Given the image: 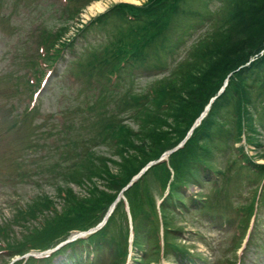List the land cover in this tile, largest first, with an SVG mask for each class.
Masks as SVG:
<instances>
[{"label":"trees","instance_id":"obj_1","mask_svg":"<svg viewBox=\"0 0 264 264\" xmlns=\"http://www.w3.org/2000/svg\"><path fill=\"white\" fill-rule=\"evenodd\" d=\"M77 1L80 0H63L61 9L56 8L66 22L72 21L74 24L86 4L94 0H85L84 4ZM144 1L140 7L122 3L103 13V19H111L108 24L114 23L115 29L106 48H103L104 55H99L97 62H89L98 65V71H89L88 80L98 85L96 101L110 100L116 84L121 81L118 79L122 77V71L129 77L136 76L134 72L131 73L134 69L150 67L148 57L157 55L165 44H169L166 38L169 28L175 22L173 18L180 19L181 16L196 20L202 15L199 9L190 7V0ZM199 1L202 4L206 2ZM208 13L215 16V21L211 24L210 31L205 32L198 39L199 42L188 51L185 59L175 64L163 78L146 84L143 93H137L134 89L124 91L120 99L124 104L130 105L131 112H134L132 109L136 112L127 116L132 124L115 119L116 117L107 118L108 125L104 126L102 140L111 149V154L102 155L98 150H86L81 161L73 163L75 168L69 175L77 185L86 189V193L80 196L71 186L63 184L56 188L59 201L46 194L32 197L31 203L22 206L18 213L24 221L26 215L35 219L44 217L37 222L39 227L19 223L27 228V233H23L21 237L12 236L13 231L8 229V223L0 225V240L5 242L4 249L7 253L3 264L9 263L14 255L53 247L64 240L70 231L86 230L100 221L109 204L117 197L118 190L127 184V180L148 160L157 159L161 153L183 139L208 100L217 94L225 78L227 85L212 101L209 110L184 144L170 153L167 161L148 167L123 194L132 217L133 246L139 253V259L135 262L137 264L143 261L147 264L153 261L152 264H155L159 260L160 227L166 256L172 249L182 254L189 250L175 241L182 229L174 225V216L182 218L189 211L198 210L211 220H217V217L224 220L226 225L234 227L236 231V236L233 237L234 247L239 243L250 217L253 214L256 217L260 213L258 205L264 198V181L258 193L255 182H258V178H264V164L254 162L243 151L246 159L243 158V165L239 162L238 166L249 170L253 182L247 183L251 186L248 189L237 191L239 195L247 192L233 205L229 214L212 207L208 202L211 199L205 193L197 192L198 194L187 196L186 188L191 183L204 186L208 184L214 192L222 194L219 186L216 187L217 180L214 178L218 169L212 165L213 160L208 159L211 152H216L218 147L220 150L226 146L232 149V143L240 142L242 134L246 137V143L258 145L251 135L257 130L254 123L257 120H254L249 109L255 106L256 96L252 98V87L255 85L258 87L256 92L262 96L260 104L264 102V0H222L218 10ZM101 19L102 16L96 18L97 22ZM94 20L89 21L82 29L76 30L75 26L65 23L55 33L47 34L45 31V36L40 33L41 40L35 45L39 50L37 57L35 56V73L39 71L38 62L52 64L61 56L60 52L75 40L71 37V40L61 41L55 47L71 27L76 34L84 33L88 27L96 25ZM118 22L120 24L116 26ZM39 47L43 48L41 52ZM92 73L98 75L92 76ZM228 108L230 112H227ZM33 114L34 111L27 112L28 116ZM223 114H226L227 122L231 119L230 127L221 119ZM135 121L138 125L133 129ZM17 123L16 117L13 124L17 126ZM258 123L264 130V106ZM215 130L223 132L229 139H217L214 136ZM242 149V145L236 147L237 151ZM236 162L233 160V163ZM166 188L167 194L164 196ZM156 193L162 198L159 205L156 203ZM218 199L223 204H229L224 198ZM188 204L192 209L187 208ZM116 205L101 229L88 235L86 239L76 241L85 247L91 243L95 249L101 247L107 251L109 258L104 261L102 259L103 264H122L125 260L123 254L127 248V219L122 202L118 201ZM175 207H179L177 211ZM110 231L114 233L105 237ZM118 234L121 238L117 237ZM76 243L65 244L57 252L64 253L67 247L74 249ZM68 256L73 257L71 254ZM149 258L154 260H147ZM47 259L49 258L28 257L24 262L18 260L14 264H51Z\"/></svg>","mask_w":264,"mask_h":264},{"label":"rangeland","instance_id":"obj_2","mask_svg":"<svg viewBox=\"0 0 264 264\" xmlns=\"http://www.w3.org/2000/svg\"><path fill=\"white\" fill-rule=\"evenodd\" d=\"M101 1L104 4L102 9L94 10L90 8L91 4H86L80 13L79 20L72 24V21L66 22V19L57 11L62 5L59 1L0 0V225L8 223L7 227L13 231V237L15 235L21 237L23 233H27V228L20 226L19 223L23 222L29 227L35 224L39 227L37 222L44 217L35 219L26 215V221L21 218L18 211L22 206L29 204L32 197L46 194L59 201L56 197V188L63 184L71 186L80 196L86 193V189L77 185L69 175L74 171L73 163L80 162L86 150H98L102 155L111 154V149L102 140L104 126L108 125L107 118L116 117L115 119H122L132 124L127 116L136 112L132 108L134 112H131L130 105L124 104L120 99L124 91L134 89L137 93H143L146 84L149 85L154 80L163 78L175 64L185 59L188 51L199 42L198 39L202 38L205 32L210 31L211 24L215 21V16L208 12L214 13L222 4V0H205V4L199 0H190V7L199 9L202 13L201 17L196 20L181 16L180 19L173 18L175 22L169 28L166 38L169 44H165L157 55L148 57L147 63L150 67L132 70L131 73L134 72L136 76L128 77L122 71L120 74L122 77L118 79L121 81L116 84L113 90L115 92L109 97L110 100L104 99L101 102L95 99L98 85L88 80L90 79L89 71H98V65L89 62H97L96 59L99 60L100 56L104 55L103 48H106L115 29L114 23L108 24L111 19H103V13L112 10L114 5L125 3L140 7L145 2L144 0ZM77 2L84 4L86 1ZM101 16L102 19L97 22L96 18ZM93 19L96 24L94 27H88L84 33H74V26L76 30L82 29ZM65 23L73 27L64 38H61V41L71 40V37L75 40L70 41L72 43L60 52L61 56L51 65L45 67L41 61L38 62L39 71L36 74L33 69L37 49L34 46L29 47V43H35L39 33L44 36L45 31L47 34L55 33ZM119 24L120 22L116 26ZM24 50H26L25 53ZM30 70H32L31 73H29ZM41 72L42 74H39ZM26 73L29 76L28 81L33 77L34 80L45 81L36 99H31L32 92L28 91L30 89L25 84ZM45 74H48L50 78ZM97 75L92 73V76ZM48 79L49 82H47ZM257 88V85L252 87V98L256 96L255 106H251L249 112L253 113L254 120H257L254 122L257 130L251 135L258 145L246 143V137L242 134L243 141L232 143V149L226 146L225 149L220 150L218 147L216 152H211L208 159L211 158L212 165L218 169L214 178L217 180L216 187L219 186L218 189L222 190V194L214 192L208 184L204 186L191 183L186 188L187 196L198 194L197 192L205 193L209 196L208 199H211L208 202L212 207H217L219 211L227 214L231 213L233 205L247 192L239 195L237 191H244L251 187L247 183H251L253 176L249 170L240 169L238 166L239 162L243 165V158L246 159L243 151L246 156H251L254 162L264 164V130L258 123L264 102L260 104L262 96L256 92ZM35 90L38 92L37 88ZM33 104L36 105V110L32 116H28L24 109L27 106L32 107ZM227 112H230V108ZM19 114H22L23 118L18 117ZM16 117L18 118L17 126L13 124ZM221 119L225 125L231 126V119L227 122L226 114H223ZM137 125L135 121L133 129ZM218 130L214 132L217 139L218 137L223 141L229 139V136ZM239 145L243 146L242 151L236 150ZM233 160L237 162L233 163ZM263 181L262 177L255 182L257 193ZM151 187L155 192L154 186L151 185ZM218 198H224L229 204H223ZM155 199L159 201L158 196ZM215 201L216 204H214ZM178 208L175 207V211ZM187 208L192 209L190 204ZM258 208L260 213L256 216L254 231L251 230L249 236L247 235L239 250L237 249L242 242L234 247L235 238L233 237L236 236L234 227L224 225L225 221L218 217L213 225L206 221L205 216L198 210L189 211V214L182 218L174 216V225L182 229L175 241L178 245H184L190 249L188 254L193 253L198 258H202L203 261L196 259L195 264H228L226 260L231 258L234 260L236 255L243 258L241 264H264V198ZM110 233L113 234L114 231L108 232L105 237L108 238ZM117 237L121 238L119 234ZM160 238L163 241L162 236ZM4 244L5 242L0 240V264L4 261V254L1 252V245L4 248ZM246 245L247 248L243 249ZM100 249L102 248L96 249L95 257L93 253L89 254L90 259L92 257L95 259L94 264H98L100 261L98 258H103V251ZM162 249L163 246L161 253ZM34 250L37 249L29 252ZM161 253L159 252V256ZM178 253L172 249L169 255L160 257L155 264H179L177 260L179 256H176ZM138 255L136 249H132L127 257L130 259L134 256L136 262L139 259ZM80 257H84V254ZM52 261H54L53 264H61L59 257H55ZM132 262L133 259L130 264ZM152 263L153 261L150 264ZM88 264H90L89 261ZM141 264H147V262L143 261Z\"/></svg>","mask_w":264,"mask_h":264},{"label":"bare ground","instance_id":"obj_3","mask_svg":"<svg viewBox=\"0 0 264 264\" xmlns=\"http://www.w3.org/2000/svg\"><path fill=\"white\" fill-rule=\"evenodd\" d=\"M128 1V0H127ZM92 5V4H91ZM104 4L102 3L101 0H98L96 3H94L90 8L97 10V9H102Z\"/></svg>","mask_w":264,"mask_h":264},{"label":"water","instance_id":"obj_4","mask_svg":"<svg viewBox=\"0 0 264 264\" xmlns=\"http://www.w3.org/2000/svg\"><path fill=\"white\" fill-rule=\"evenodd\" d=\"M198 122V121H197ZM169 152V151H168ZM168 152L165 154V155H167L168 154Z\"/></svg>","mask_w":264,"mask_h":264}]
</instances>
